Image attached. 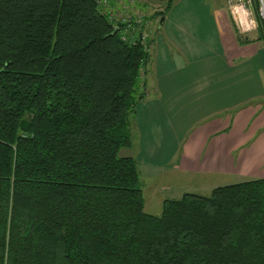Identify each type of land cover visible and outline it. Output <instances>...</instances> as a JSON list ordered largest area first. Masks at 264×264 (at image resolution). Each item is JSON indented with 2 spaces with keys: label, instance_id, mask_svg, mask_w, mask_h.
Listing matches in <instances>:
<instances>
[{
  "label": "trees",
  "instance_id": "obj_1",
  "mask_svg": "<svg viewBox=\"0 0 264 264\" xmlns=\"http://www.w3.org/2000/svg\"><path fill=\"white\" fill-rule=\"evenodd\" d=\"M122 20L97 0H0V264H264V178L145 211L121 150L151 56Z\"/></svg>",
  "mask_w": 264,
  "mask_h": 264
},
{
  "label": "rangeland",
  "instance_id": "obj_2",
  "mask_svg": "<svg viewBox=\"0 0 264 264\" xmlns=\"http://www.w3.org/2000/svg\"><path fill=\"white\" fill-rule=\"evenodd\" d=\"M97 1L103 4L116 21L132 18L136 23L144 24L143 42L148 43L150 49L151 59L145 77L147 92L131 114L132 147L130 150H121L124 151L122 154H130L137 161L138 168H141V163L171 168L174 156L178 154L183 142V132L195 127L194 123L199 118L216 112V108H209L203 101L192 102L194 96L187 98L184 87H194L192 76L195 74L204 76L201 83L208 85L210 82L217 65L216 57L219 56L212 24L213 10L215 6L225 8L223 0ZM168 4L172 5L163 17L162 27L157 30L161 18L158 13L164 11ZM186 20L189 22L187 25ZM185 98L191 103H187ZM164 119L172 124L184 119L182 123L188 122L189 126H172L167 129ZM170 179L171 181L164 177L162 179L160 176L149 183H141L143 197H150L149 191L152 188L158 197L164 198L166 195L171 199L180 198L184 193L207 195L211 191L196 189L195 182L187 177ZM244 180L246 179L234 182ZM157 210V207L145 208L147 213L158 212Z\"/></svg>",
  "mask_w": 264,
  "mask_h": 264
},
{
  "label": "crops",
  "instance_id": "obj_3",
  "mask_svg": "<svg viewBox=\"0 0 264 264\" xmlns=\"http://www.w3.org/2000/svg\"><path fill=\"white\" fill-rule=\"evenodd\" d=\"M185 23L187 25L189 22L186 20ZM212 24L219 56L216 57L217 65L210 82L208 85L201 83L204 76L195 74L192 76L194 87L184 89L187 98L194 96L192 102L203 101L209 108H216V112L199 118L194 123L195 127L183 132V142L178 154L174 156L171 168L150 163H141V168L137 166L142 184L160 176L169 181L170 177H175V180L187 177L195 182L196 189L212 190L236 183L234 181L238 179L264 178L262 30L259 28L240 41L225 8L220 6H215L213 10ZM185 101L191 103L186 98ZM164 120L167 129L172 126H189L188 122L182 123L184 119L174 124ZM224 178L227 179L223 180ZM149 192L150 197H143L144 209L157 207L158 212L149 214L158 215L163 201L171 198L166 195L164 198L158 197L153 188Z\"/></svg>",
  "mask_w": 264,
  "mask_h": 264
},
{
  "label": "built area",
  "instance_id": "obj_4",
  "mask_svg": "<svg viewBox=\"0 0 264 264\" xmlns=\"http://www.w3.org/2000/svg\"><path fill=\"white\" fill-rule=\"evenodd\" d=\"M223 3L237 34L241 37L256 32L260 21L264 23V0H223Z\"/></svg>",
  "mask_w": 264,
  "mask_h": 264
},
{
  "label": "water",
  "instance_id": "obj_5",
  "mask_svg": "<svg viewBox=\"0 0 264 264\" xmlns=\"http://www.w3.org/2000/svg\"><path fill=\"white\" fill-rule=\"evenodd\" d=\"M163 22H164V18L162 17V18H160V20H159V23H158V26H157V30L160 29V28L162 27Z\"/></svg>",
  "mask_w": 264,
  "mask_h": 264
}]
</instances>
